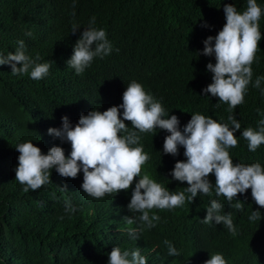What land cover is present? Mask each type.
Returning <instances> with one entry per match:
<instances>
[{
	"label": "trees",
	"instance_id": "obj_1",
	"mask_svg": "<svg viewBox=\"0 0 264 264\" xmlns=\"http://www.w3.org/2000/svg\"><path fill=\"white\" fill-rule=\"evenodd\" d=\"M264 6V0H257ZM234 5L238 11L246 0H0V52L14 51L23 40L30 56L52 62L49 74L34 81L11 75L8 65H0V262L2 264H107L114 246L139 247L146 264H204L209 253L220 252L226 264H264V207L255 204L251 189L237 193L229 204L223 196L200 195L191 203L172 210L153 209L160 220L156 226L132 239L125 217H131L127 204L138 177L128 190L95 199L84 193L77 177L63 178L53 169L50 182L36 190L23 191L15 180L19 153L17 143L30 140L46 153L53 146L71 150L69 143L48 134L61 127L67 116L75 125L81 114L122 102V93L131 80L141 83L160 100L166 113L176 115L182 128L191 114L211 116L227 122V105L219 98L201 93L211 83L206 64L214 57L204 56L203 40L215 36L225 23L223 7ZM102 27L114 51L96 58L81 75L67 67L72 47L90 17ZM81 26L72 33V24ZM261 40L251 67L253 79L264 76V16L259 21ZM25 33H31L26 36ZM264 87V83H262ZM122 111V109L120 110ZM241 125L255 128L264 114V96L248 86L244 102L232 113ZM166 118V117H165ZM131 129V122L124 121ZM237 136V146L229 149L233 163L264 166V144L255 152ZM166 130L140 134V143L149 159L141 175L149 174L169 191H182L187 182L169 175L177 160H185L183 147L175 157L162 151ZM209 181L215 178L209 173ZM212 199L222 204V214L231 213L237 235L222 224H204L206 208ZM68 200L77 211L65 213ZM242 203L237 210L234 205ZM252 210L261 220L249 222ZM151 215V212H150ZM63 217V218H61ZM168 240L180 255H167L163 241Z\"/></svg>",
	"mask_w": 264,
	"mask_h": 264
},
{
	"label": "clouds",
	"instance_id": "obj_2",
	"mask_svg": "<svg viewBox=\"0 0 264 264\" xmlns=\"http://www.w3.org/2000/svg\"><path fill=\"white\" fill-rule=\"evenodd\" d=\"M223 13L225 23L222 28L215 36H208L202 42V54L214 57L215 63L206 64V71L211 73V83L202 88L201 93L218 97L219 103L227 105V122L194 112L181 128L178 117L166 113L160 100L133 79L127 83L120 104L103 112L93 109L86 115L81 114L75 125L70 124L67 116H62L60 128L47 130L62 143L70 144L71 150L67 155L60 146H53L43 153L30 140L14 146L19 153L14 169L15 180L23 186V191H34L47 185L53 169L63 178L74 179L82 173L80 188L95 199L128 190L134 177H138L127 204L132 216L125 217L127 225H137L127 229L132 239L154 228L160 220L151 210L170 211L182 207L186 201L191 203L198 193L211 195L214 191L217 198L223 196L231 204L237 193L244 194L250 188L255 204L264 207V166L258 162L234 164L229 154V149L237 146V136L234 135L237 130H240L239 137L247 141L249 151L255 152L264 144V114H261L255 128L243 130L232 114L233 109L244 102L250 83L264 96V76L257 75L253 79L251 67L261 40L259 21L264 16V6L257 0H246L242 11L232 4H225ZM95 25V17H90L66 61L67 67L77 75L83 74L94 59H103L114 51L105 29ZM79 28L80 25L73 23L70 32L74 34ZM25 35L30 36L31 33ZM40 59L39 55L33 57L27 53L23 40L16 41L14 51L0 52V65H8L11 75L22 77L27 74L34 81L47 77L52 64L47 60L40 62ZM124 121L131 122V129ZM157 129L168 133L162 146L164 154L175 157L178 146L183 147L186 159L177 160L169 173L173 180L187 182L188 186L182 191H169L149 174L141 175V167L149 156L140 143V134L154 133ZM209 173L215 178L214 185L208 179ZM236 201L234 207L239 210L242 203ZM222 207L217 199L210 200L201 222L222 224L230 235L236 236L237 228L231 213L222 214ZM76 211V207L66 200L65 213L71 216ZM248 220L260 221L261 213L252 210ZM162 243L168 256L180 255L171 242L164 240ZM107 264H146V257L139 247L129 250L114 246L108 253ZM204 264H226V260L220 252L209 253Z\"/></svg>",
	"mask_w": 264,
	"mask_h": 264
}]
</instances>
